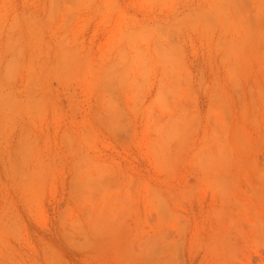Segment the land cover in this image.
I'll return each instance as SVG.
<instances>
[{
    "label": "rangeland",
    "instance_id": "1",
    "mask_svg": "<svg viewBox=\"0 0 264 264\" xmlns=\"http://www.w3.org/2000/svg\"><path fill=\"white\" fill-rule=\"evenodd\" d=\"M0 264H264V0H0Z\"/></svg>",
    "mask_w": 264,
    "mask_h": 264
}]
</instances>
